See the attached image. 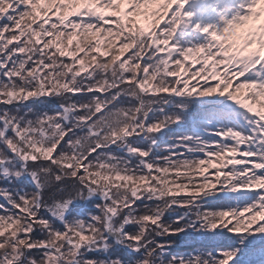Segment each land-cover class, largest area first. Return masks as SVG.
I'll return each mask as SVG.
<instances>
[{"label":"trees","instance_id":"16d2710c","mask_svg":"<svg viewBox=\"0 0 264 264\" xmlns=\"http://www.w3.org/2000/svg\"><path fill=\"white\" fill-rule=\"evenodd\" d=\"M223 27L0 0V264H264V122L228 101L264 120V71Z\"/></svg>","mask_w":264,"mask_h":264},{"label":"rangeland","instance_id":"374dc122","mask_svg":"<svg viewBox=\"0 0 264 264\" xmlns=\"http://www.w3.org/2000/svg\"><path fill=\"white\" fill-rule=\"evenodd\" d=\"M172 4L176 8L180 26L184 23L188 27L193 20H197L201 13L213 22L217 21L224 25L220 30V35L212 34L213 39L220 47L228 45L233 51L236 50L237 45L251 40L253 44L250 47V52L257 56L258 63L264 68V0H200L199 6L192 3L191 0H172ZM126 11L127 8H124L121 15H124ZM135 19L138 24L144 26L145 21L142 17L136 16ZM193 26L199 33H209L207 31L209 26L203 28L198 23ZM168 43H164L162 48L170 49ZM214 91L217 92L215 88ZM221 95L223 96V93ZM238 100L239 102L236 103L232 100L228 101L249 114L254 112V105L245 100L243 95ZM255 118L259 119L260 117ZM258 121L264 122L262 119ZM260 145L259 149L251 155L257 160H260L264 155V141L260 142ZM109 235L111 238L113 237L111 234Z\"/></svg>","mask_w":264,"mask_h":264},{"label":"water","instance_id":"95a60500","mask_svg":"<svg viewBox=\"0 0 264 264\" xmlns=\"http://www.w3.org/2000/svg\"><path fill=\"white\" fill-rule=\"evenodd\" d=\"M110 233L109 234H111V236H115V238H116V240H118V242H120V235H119V233L118 232H116V231H109Z\"/></svg>","mask_w":264,"mask_h":264},{"label":"bare ground","instance_id":"6f19581e","mask_svg":"<svg viewBox=\"0 0 264 264\" xmlns=\"http://www.w3.org/2000/svg\"><path fill=\"white\" fill-rule=\"evenodd\" d=\"M191 1H192V3H194L195 5L199 6V2H200V0H191Z\"/></svg>","mask_w":264,"mask_h":264}]
</instances>
